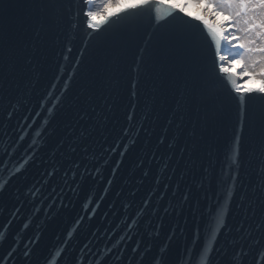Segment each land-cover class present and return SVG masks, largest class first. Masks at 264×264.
<instances>
[{
  "label": "water",
  "instance_id": "1",
  "mask_svg": "<svg viewBox=\"0 0 264 264\" xmlns=\"http://www.w3.org/2000/svg\"><path fill=\"white\" fill-rule=\"evenodd\" d=\"M89 8L0 0V264H155L162 251L161 264L189 251L192 264H256L264 95L245 96L242 122L199 21L157 22L152 5L91 29ZM237 134L239 177L217 229Z\"/></svg>",
  "mask_w": 264,
  "mask_h": 264
},
{
  "label": "snow or ice",
  "instance_id": "2",
  "mask_svg": "<svg viewBox=\"0 0 264 264\" xmlns=\"http://www.w3.org/2000/svg\"><path fill=\"white\" fill-rule=\"evenodd\" d=\"M86 4L98 3L99 7L93 10L89 8L84 12V16L87 18V25L91 29H99L101 25L108 22L110 17L116 16L119 13H108L105 6L110 0H85ZM191 0H187L184 6L175 0H134L132 3H128L125 8L120 9V12L135 11L138 9H148L150 6L155 5L154 14L157 22L165 20L175 13H180L183 16L188 17L191 20L199 21L203 26L207 36L210 38L212 45L214 46V59L218 67L219 73H222L230 83L232 90L239 95L241 104V120L243 122L244 111V98L251 93H259L264 95V0H195L197 5H203V15H193L192 12L187 10L188 3ZM222 17V18H221ZM70 52L71 49L69 48ZM227 51L229 55H225ZM231 57V58H229ZM67 59V56H65ZM79 61H77L78 63ZM239 62L241 67L238 71H233L234 63ZM247 73L245 79H257L261 82L259 88H244L240 81L242 75ZM55 87V85H53ZM67 87V85H65ZM135 87V85H133ZM51 94V93H50ZM54 107V106H53ZM49 113L52 109H48ZM11 116V113H9ZM129 121L133 119L132 115L128 116ZM128 134V130L125 129V135ZM22 140L23 137H20ZM163 143V138L160 141ZM135 143V141H133ZM235 149L231 156V164L236 166V170L233 171L231 165L221 172V184H226L227 180L231 181V185L226 187V199L224 205L219 209L217 214L216 227L219 229L224 225L225 216L227 212V206L230 203L235 186L239 177V145L240 136L237 134L235 138ZM119 148L117 144L116 148L110 149L111 152H115ZM76 149L73 148V151ZM128 145L125 144L123 151L120 155L127 152ZM88 149L85 147L84 152L87 153ZM11 156V154H9ZM7 161L0 164V169L7 168ZM75 168H80L78 162L75 163ZM119 161L117 162V167ZM24 165H21L23 168ZM207 170V169H206ZM19 171V169H17ZM85 171L87 167L85 166ZM115 171V170H114ZM55 174V169L48 172L47 175L52 176ZM67 175V173H65ZM147 175V173H145ZM258 176L261 181V187L264 188V163L258 172ZM111 184V180L108 182ZM6 182L0 183V191L5 187ZM167 187V185H165ZM39 191V190H37ZM187 195L184 199L187 200ZM150 203L149 200H145L144 206L147 207ZM250 207L252 205L250 204ZM144 208L140 209L141 214ZM167 212V209H165ZM260 221L256 224L257 229H264V203L260 206ZM252 215L256 216V209L252 208ZM133 224L136 220L132 221ZM3 238V233H0V239ZM216 232L212 233V239L215 240ZM123 239V237L121 238ZM137 251V249H133ZM204 254L208 255L211 251V241L203 249ZM15 249L8 253L11 257ZM27 256L28 253L26 252ZM237 256H246L247 253L243 250L236 254ZM163 259V251L159 256L154 258L155 264H161ZM193 254L191 251L187 253V259L182 261V264H192ZM256 264H264V248L258 250V255L255 258ZM2 264H6L3 261Z\"/></svg>",
  "mask_w": 264,
  "mask_h": 264
},
{
  "label": "rangeland",
  "instance_id": "3",
  "mask_svg": "<svg viewBox=\"0 0 264 264\" xmlns=\"http://www.w3.org/2000/svg\"><path fill=\"white\" fill-rule=\"evenodd\" d=\"M122 1H124V0H110V2L105 6V9H106V11L107 12H109V11H111V10H115V9H117L118 7H119V5H120V2H122ZM175 2H178V3H182V2H184L185 3V1L184 0H175ZM191 2H192V0H191ZM185 5V4H184ZM99 7V5H98V3H93V4H91V8L93 9V10H95L96 8H98ZM189 7V6H188ZM190 8H192V6L190 5ZM222 18V17H221ZM225 55H229V53H227V54H225ZM229 58H231V57H229ZM243 75H245V74H243ZM249 80H247V81H245L246 83H249L248 82Z\"/></svg>",
  "mask_w": 264,
  "mask_h": 264
},
{
  "label": "bare ground",
  "instance_id": "4",
  "mask_svg": "<svg viewBox=\"0 0 264 264\" xmlns=\"http://www.w3.org/2000/svg\"><path fill=\"white\" fill-rule=\"evenodd\" d=\"M127 0H124L123 2H126ZM132 1H134V0H132ZM181 5H183L184 6V2H182V3H180ZM187 10H190V9H187ZM192 11H194V12H200L201 14H203V5H196L193 9H192Z\"/></svg>",
  "mask_w": 264,
  "mask_h": 264
}]
</instances>
